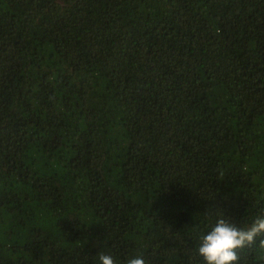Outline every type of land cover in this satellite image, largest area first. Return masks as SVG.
<instances>
[{
	"label": "trees",
	"instance_id": "trees-1",
	"mask_svg": "<svg viewBox=\"0 0 264 264\" xmlns=\"http://www.w3.org/2000/svg\"><path fill=\"white\" fill-rule=\"evenodd\" d=\"M258 217L264 0H0V264H206Z\"/></svg>",
	"mask_w": 264,
	"mask_h": 264
},
{
	"label": "clouds",
	"instance_id": "clouds-1",
	"mask_svg": "<svg viewBox=\"0 0 264 264\" xmlns=\"http://www.w3.org/2000/svg\"><path fill=\"white\" fill-rule=\"evenodd\" d=\"M260 80V78H259ZM264 235V218H257L247 229L238 228L229 219L220 218L216 224L200 238L197 249L206 264H236L239 259L237 249L250 247L258 236ZM264 246V239L260 240ZM101 264H115L110 255L100 254ZM127 264H145L141 257L130 258Z\"/></svg>",
	"mask_w": 264,
	"mask_h": 264
}]
</instances>
